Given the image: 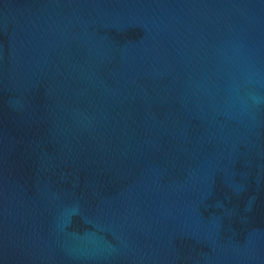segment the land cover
Here are the masks:
<instances>
[{"label": "water", "instance_id": "obj_1", "mask_svg": "<svg viewBox=\"0 0 264 264\" xmlns=\"http://www.w3.org/2000/svg\"><path fill=\"white\" fill-rule=\"evenodd\" d=\"M0 264H264V0H0Z\"/></svg>", "mask_w": 264, "mask_h": 264}]
</instances>
